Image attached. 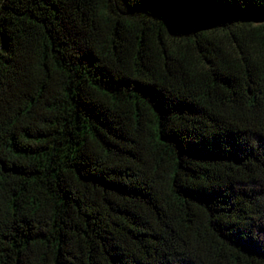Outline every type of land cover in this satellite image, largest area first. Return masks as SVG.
Wrapping results in <instances>:
<instances>
[{
    "label": "trees",
    "instance_id": "trees-1",
    "mask_svg": "<svg viewBox=\"0 0 264 264\" xmlns=\"http://www.w3.org/2000/svg\"><path fill=\"white\" fill-rule=\"evenodd\" d=\"M0 264H264V0H0Z\"/></svg>",
    "mask_w": 264,
    "mask_h": 264
}]
</instances>
